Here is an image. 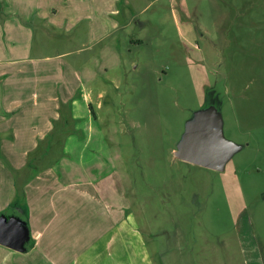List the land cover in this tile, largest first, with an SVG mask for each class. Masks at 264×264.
<instances>
[{
  "label": "rangeland",
  "instance_id": "374dc122",
  "mask_svg": "<svg viewBox=\"0 0 264 264\" xmlns=\"http://www.w3.org/2000/svg\"><path fill=\"white\" fill-rule=\"evenodd\" d=\"M36 2L32 45L23 39L12 64L22 73L0 76V127L17 133L11 160L0 138V202L22 188L39 210L27 250L66 215L122 221L123 264H264V0ZM75 97L77 132L22 187L13 168L26 165L31 133L50 132ZM207 113L236 145L224 169L177 155Z\"/></svg>",
  "mask_w": 264,
  "mask_h": 264
},
{
  "label": "crops",
  "instance_id": "0c3cea01",
  "mask_svg": "<svg viewBox=\"0 0 264 264\" xmlns=\"http://www.w3.org/2000/svg\"><path fill=\"white\" fill-rule=\"evenodd\" d=\"M32 1L36 2L37 0H29V5H26L29 10H27L26 7L23 8L21 5H18L27 3L22 2V0H0V2L8 3V5L3 8V10L7 8V14H5L3 10H0V76L13 74L16 76L22 73L21 68L15 69V67H12V64L22 62L23 58L17 54H21L23 39L24 43L27 42L29 47H31L33 42V24L30 14H33L35 8L33 7ZM14 3L17 4L15 5ZM37 9L38 6L36 2V12H39ZM11 69H13L12 72L9 71ZM14 79L15 78H12L10 81H14ZM73 102L76 104L78 98L75 97ZM8 111L9 109H5L0 112V122L4 121L5 118L1 115L8 114ZM52 127L53 126H51V128ZM46 132L38 136L35 133H31L33 149L37 146L38 139L48 133ZM3 136H6L4 139H6L7 136L9 138L7 139V142H9L3 147V157H7L10 160L14 159V153L6 148L7 146L10 147V142L17 138L15 128L12 126L0 127V138H3ZM27 154L28 153H26V155ZM21 167L20 165H15L14 168L18 170L21 169ZM4 196L5 194L2 192L1 197ZM13 203L15 204L16 202ZM31 203L33 204V202ZM8 205H10V202H4L3 199L2 202H0V211L4 210ZM52 206L56 210L54 215H59L57 214L59 210L58 206ZM28 207L30 217L29 225L33 236L36 232H34L31 227L32 221L35 215L39 216V210H36L33 205ZM92 208V215L101 217L98 210L91 206V211ZM68 211H70V209H68ZM66 212L67 210H65L64 214ZM91 220L89 223L82 221L71 222L69 217L64 215L57 225L61 231L53 230L49 233L46 236L44 245L43 242L40 243L43 235L40 231H37L40 233V236L37 238L36 246L26 251H18L0 243V264H123L119 259L125 258L126 251L123 252V250H126V242L116 241L118 238L116 228L123 222L119 221V225L117 226L115 221H108L107 226L102 228L103 221ZM116 221L118 222V220ZM96 223H98V228Z\"/></svg>",
  "mask_w": 264,
  "mask_h": 264
},
{
  "label": "water",
  "instance_id": "95a60500",
  "mask_svg": "<svg viewBox=\"0 0 264 264\" xmlns=\"http://www.w3.org/2000/svg\"><path fill=\"white\" fill-rule=\"evenodd\" d=\"M236 145L224 136L213 113L192 122L179 152L182 159L214 169H224ZM32 237L28 220L19 214L0 215V243L18 251H26Z\"/></svg>",
  "mask_w": 264,
  "mask_h": 264
},
{
  "label": "trees",
  "instance_id": "16d2710c",
  "mask_svg": "<svg viewBox=\"0 0 264 264\" xmlns=\"http://www.w3.org/2000/svg\"><path fill=\"white\" fill-rule=\"evenodd\" d=\"M72 102L71 100L67 102L63 101L61 105H59V116L53 120V127L45 138L41 139L31 152H28L26 165L18 170L13 168V172L21 176L22 187L26 185L25 182L33 180L40 172L57 162L63 154L66 137L72 132H77V129H72L74 122H76L73 116ZM26 196L27 193L22 188L18 190L16 192V197L19 203L17 202L15 204L19 205L17 213L28 220L30 224L29 207L28 203H26ZM15 204L11 203L4 210L0 211V213L8 212L9 208L13 207ZM31 242H34L33 236L31 237Z\"/></svg>",
  "mask_w": 264,
  "mask_h": 264
}]
</instances>
